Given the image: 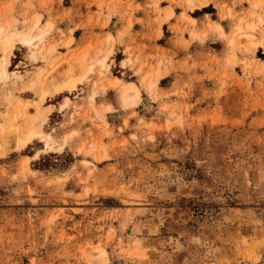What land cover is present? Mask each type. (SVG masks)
Here are the masks:
<instances>
[{
	"label": "rangeland",
	"instance_id": "obj_1",
	"mask_svg": "<svg viewBox=\"0 0 264 264\" xmlns=\"http://www.w3.org/2000/svg\"><path fill=\"white\" fill-rule=\"evenodd\" d=\"M142 1L149 23L168 18L160 0ZM247 1V12L211 10L239 23L237 40L197 45L177 63L153 62L133 41L108 63L111 34L81 63L50 19L11 15L12 31L42 34L16 41L0 73V264H264V0ZM138 2L98 0L103 25L114 16L110 30L124 24L126 38L144 21ZM67 69L86 76L50 92ZM49 82L40 115L18 105Z\"/></svg>",
	"mask_w": 264,
	"mask_h": 264
},
{
	"label": "crops",
	"instance_id": "obj_2",
	"mask_svg": "<svg viewBox=\"0 0 264 264\" xmlns=\"http://www.w3.org/2000/svg\"><path fill=\"white\" fill-rule=\"evenodd\" d=\"M136 2L138 0H135ZM138 3L141 11L137 10L136 13L142 16L137 18L141 17L144 21L142 23L135 21L131 34L126 38L119 35L123 31L124 24L110 30L109 25L113 23L114 16L111 17L108 25H103L108 10L104 6L100 7L98 0H18L17 2L0 0V12L3 14L4 21L9 20L11 15L21 21L24 14L30 20L33 16L41 15L42 25L50 19L55 27L62 31L61 34L65 33L64 41L71 40L69 47L79 55H82V51L88 52L90 44L93 46L111 34L114 43L111 42L110 46L114 49V55L109 57L108 63L119 53L125 55L126 46L131 45L132 41V47H138V53L153 62L172 58L177 63L189 56L194 57L196 54L192 48L197 45L203 47L209 44L211 48H214L216 44L225 42L224 40L228 41L233 37L237 40L239 23L231 20V17L215 18L211 10L219 16L227 12L232 14L247 12L249 7L247 0H160L161 16L166 15L167 11H172V14L163 20L161 25H156L146 20L144 11L148 12L149 8L144 5V1ZM241 25L245 26L244 21ZM244 30L245 28L242 27L240 32ZM61 34L54 32L51 37L58 41L61 40ZM157 34L158 37H156ZM185 42L187 45H184ZM86 47L87 50H85ZM57 49L66 48L60 44ZM115 61L123 67L122 60L116 58Z\"/></svg>",
	"mask_w": 264,
	"mask_h": 264
},
{
	"label": "bare ground",
	"instance_id": "obj_3",
	"mask_svg": "<svg viewBox=\"0 0 264 264\" xmlns=\"http://www.w3.org/2000/svg\"><path fill=\"white\" fill-rule=\"evenodd\" d=\"M261 1L262 0H258V2H261ZM171 14H172V11H167L166 16L169 17ZM2 18H3V14L0 12V47H1V50H2V54L0 56V73L8 76V74H9L8 67H9L10 62H11V56L13 54L14 48L16 47V43H17L16 41H21L23 44H29V43H32L35 40L36 36H37V38L40 37L42 33L40 35L33 36V35H30V34L25 33V32H20L19 30H18L19 32L12 31V29H10L12 21L8 20L6 22V25H5L3 23V22H5L3 20L4 18L3 19ZM36 21L39 22V17L38 16L36 18ZM249 42H250V45L253 48H256L260 41L259 42L255 41V40H253V38L249 37ZM54 47L55 46H53V45L52 46L49 45V47L46 48V49L45 48L44 49L43 48L39 49V53L44 51V50H47V52H51V51L54 50ZM85 50H87V47H86ZM82 52L84 53L86 51H82ZM83 53H82V55H77L75 53L76 54L75 56L79 57L78 59H79V61L81 63L85 62V59H86V54L85 53L83 54ZM70 55H71V57L73 56L72 54H70ZM105 62H106V57H104V58L99 60V63L102 66L105 65ZM88 67H89L88 69L86 68L87 69L86 72H89L92 69V66H88ZM71 69H67L69 71L67 72L65 77L62 74L63 75L62 77L65 78L64 80L62 79V81L55 82L54 84H53V82H54L53 81V82H49L48 84L46 83V84L42 85L41 86V95H40V99L39 100H36V101L31 103L29 101L25 102L24 100L20 99V100H18V105L19 104H23L25 106V108H26V107H28V105L33 104V106L37 109V113L40 115L42 113L41 112V103L45 100V98L47 97V94L50 91V87H48V86L53 84V89L50 92L56 93V94L57 93H62L65 88H68L69 90L70 89L71 90L75 89L77 82L78 81L81 82L84 79V77L86 76L85 75L86 73L73 76L72 74H70ZM67 70H65V71H67ZM58 75H59V77L61 76L60 74H58ZM62 77H60V78H62ZM111 82L113 84H115V85H118L120 82H122V80L119 77H115V78H113V80ZM34 83H36V82H34ZM124 97L127 98L132 103H137L140 100V97H141L140 96V90L136 86L135 83L127 82V83L124 84ZM67 98L69 100V97H67ZM36 117H37V115L32 117L31 119L36 118ZM30 121H32V120H30ZM23 134H24V136L19 138V143L21 144V146H26L31 141L32 136L34 135V129H32L31 122L28 125V131L27 132L25 131Z\"/></svg>",
	"mask_w": 264,
	"mask_h": 264
}]
</instances>
